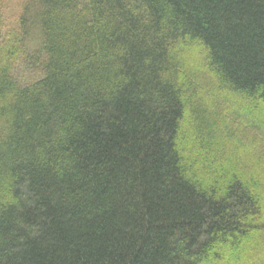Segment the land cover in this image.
Instances as JSON below:
<instances>
[{
	"label": "trees",
	"instance_id": "1",
	"mask_svg": "<svg viewBox=\"0 0 264 264\" xmlns=\"http://www.w3.org/2000/svg\"><path fill=\"white\" fill-rule=\"evenodd\" d=\"M0 264H264V0H0Z\"/></svg>",
	"mask_w": 264,
	"mask_h": 264
},
{
	"label": "rangeland",
	"instance_id": "2",
	"mask_svg": "<svg viewBox=\"0 0 264 264\" xmlns=\"http://www.w3.org/2000/svg\"><path fill=\"white\" fill-rule=\"evenodd\" d=\"M14 1V0H12ZM13 8H14V5L13 4H9L7 7H6V13L10 14L11 11H13Z\"/></svg>",
	"mask_w": 264,
	"mask_h": 264
}]
</instances>
